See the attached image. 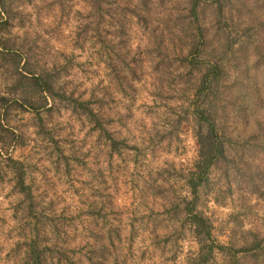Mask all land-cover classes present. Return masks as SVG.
<instances>
[{
    "label": "clouds",
    "instance_id": "clouds-1",
    "mask_svg": "<svg viewBox=\"0 0 264 264\" xmlns=\"http://www.w3.org/2000/svg\"><path fill=\"white\" fill-rule=\"evenodd\" d=\"M0 264H264V0H0Z\"/></svg>",
    "mask_w": 264,
    "mask_h": 264
},
{
    "label": "trees",
    "instance_id": "trees-1",
    "mask_svg": "<svg viewBox=\"0 0 264 264\" xmlns=\"http://www.w3.org/2000/svg\"><path fill=\"white\" fill-rule=\"evenodd\" d=\"M210 78V77H209ZM5 103H7L6 101H5Z\"/></svg>",
    "mask_w": 264,
    "mask_h": 264
}]
</instances>
